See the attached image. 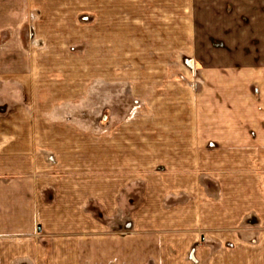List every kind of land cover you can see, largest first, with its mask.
Segmentation results:
<instances>
[{
  "label": "crops",
  "instance_id": "crops-1",
  "mask_svg": "<svg viewBox=\"0 0 264 264\" xmlns=\"http://www.w3.org/2000/svg\"><path fill=\"white\" fill-rule=\"evenodd\" d=\"M30 1L0 0V264H264V29L245 26L264 0H170L177 26L219 22L216 67L258 77L210 93L183 78L107 144L99 114L85 131L81 110L36 107Z\"/></svg>",
  "mask_w": 264,
  "mask_h": 264
},
{
  "label": "rangeland",
  "instance_id": "rangeland-1",
  "mask_svg": "<svg viewBox=\"0 0 264 264\" xmlns=\"http://www.w3.org/2000/svg\"><path fill=\"white\" fill-rule=\"evenodd\" d=\"M172 15L170 0H31L24 38L34 64L29 74L36 80V107L64 116L81 110L85 131L99 114L100 144H107L124 115L171 108L183 78L202 92L207 82L258 77L253 69L214 65L231 54L219 22L177 26ZM249 25L263 30L264 20ZM236 41L250 46L252 36ZM259 56L264 60V46ZM224 86L216 84L212 92ZM139 131L129 126L128 132Z\"/></svg>",
  "mask_w": 264,
  "mask_h": 264
}]
</instances>
